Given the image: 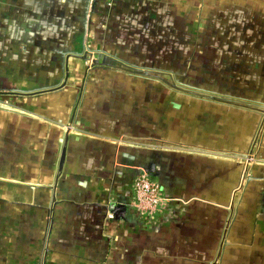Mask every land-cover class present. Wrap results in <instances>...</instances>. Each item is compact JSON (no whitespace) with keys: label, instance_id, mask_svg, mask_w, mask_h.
<instances>
[{"label":"crops","instance_id":"1","mask_svg":"<svg viewBox=\"0 0 264 264\" xmlns=\"http://www.w3.org/2000/svg\"><path fill=\"white\" fill-rule=\"evenodd\" d=\"M0 264H264V0H0Z\"/></svg>","mask_w":264,"mask_h":264},{"label":"built area","instance_id":"2","mask_svg":"<svg viewBox=\"0 0 264 264\" xmlns=\"http://www.w3.org/2000/svg\"><path fill=\"white\" fill-rule=\"evenodd\" d=\"M168 201L156 179L143 173L133 181L130 206L140 215L156 217L166 207Z\"/></svg>","mask_w":264,"mask_h":264},{"label":"water","instance_id":"3","mask_svg":"<svg viewBox=\"0 0 264 264\" xmlns=\"http://www.w3.org/2000/svg\"><path fill=\"white\" fill-rule=\"evenodd\" d=\"M91 54V57H92V53ZM93 57L91 59V63L92 64H103V65H108V66H112L113 65V58L107 56L106 54H104L103 52L101 51H97V52H93ZM63 160H64V152L62 151V154L60 156V160H59V168H61L62 166V163H63Z\"/></svg>","mask_w":264,"mask_h":264}]
</instances>
